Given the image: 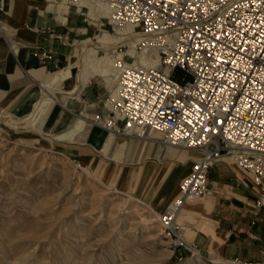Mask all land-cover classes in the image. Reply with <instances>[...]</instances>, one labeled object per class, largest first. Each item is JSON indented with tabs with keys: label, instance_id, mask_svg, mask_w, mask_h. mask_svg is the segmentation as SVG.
I'll return each instance as SVG.
<instances>
[{
	"label": "built area",
	"instance_id": "2783aa9c",
	"mask_svg": "<svg viewBox=\"0 0 264 264\" xmlns=\"http://www.w3.org/2000/svg\"><path fill=\"white\" fill-rule=\"evenodd\" d=\"M104 1L116 26L131 27L142 41L133 56L112 53L117 87L92 123L144 143L200 153L157 221L180 259L186 251L201 257L179 219L207 194L215 164L227 160L247 175L255 205L264 209V0ZM50 58V52L42 55Z\"/></svg>",
	"mask_w": 264,
	"mask_h": 264
},
{
	"label": "rangeland",
	"instance_id": "374dc122",
	"mask_svg": "<svg viewBox=\"0 0 264 264\" xmlns=\"http://www.w3.org/2000/svg\"><path fill=\"white\" fill-rule=\"evenodd\" d=\"M47 1L69 11L66 28L75 26L70 38L73 79L82 84L105 80L108 95L113 93L115 69L111 80L91 72L80 78V55L83 60L97 56L113 66L110 55L116 50L131 54L140 40L137 32H116L106 7L99 4L102 1L74 5L66 0ZM0 26L6 31L4 24ZM160 146L164 153L159 161L147 160L139 166L116 165L101 158L78 162L63 155L29 118L16 119L0 111V264H211L210 259L222 260L204 256L194 244L201 257L186 251L180 259L163 237L155 214L166 203L157 208L142 196L151 185L152 191L160 189L164 196L175 193L198 157L183 161L181 155L187 150ZM196 220L184 221L182 214L179 219L185 233Z\"/></svg>",
	"mask_w": 264,
	"mask_h": 264
},
{
	"label": "crops",
	"instance_id": "0c3cea01",
	"mask_svg": "<svg viewBox=\"0 0 264 264\" xmlns=\"http://www.w3.org/2000/svg\"><path fill=\"white\" fill-rule=\"evenodd\" d=\"M0 23L6 28L0 26L1 112L29 118L63 155L78 162L101 158L139 166L160 160L164 153L160 144L109 133L92 123L94 116L105 113L103 104L110 90L105 80L82 84L73 79L70 38L75 26L66 28L69 11L47 0H0ZM49 52L51 58L42 59ZM96 57L83 60L80 55V78L91 72L111 80L112 64ZM181 156L185 161L200 153L187 150ZM152 190L153 185L148 186L142 198L157 208L177 193L164 196L160 189ZM256 198L247 175L227 160L218 162L208 172L205 197L181 213L187 222L197 217L185 233L186 241L204 256L264 264V209L256 207Z\"/></svg>",
	"mask_w": 264,
	"mask_h": 264
},
{
	"label": "bare ground",
	"instance_id": "6f19581e",
	"mask_svg": "<svg viewBox=\"0 0 264 264\" xmlns=\"http://www.w3.org/2000/svg\"><path fill=\"white\" fill-rule=\"evenodd\" d=\"M104 2L103 4L102 3H99V4H101L102 6H104V8L106 7V12L105 13H107V15H109L110 16V20H111V24L113 23V25H115V27H116V32L118 31V30H120V29H127V30H129V31H131L133 34L135 33L133 30H132V28L131 27H117L116 26V24H115V21H114V19H113V8L110 6V5H108L104 0H89V1H82V2H74V3H72V2H67L66 4H86V3H94V2ZM98 3H97V5H99ZM135 36H137V37H140V35L139 34H135ZM142 40H141V37H140V40L138 41V42H136L137 44L136 45H133V47H132V49H133V51H132V53L131 54H129L128 52H127V54L128 55H131V56H133L134 55V48L135 47H137V45L141 42ZM133 44H135V43H133ZM119 54V57L121 58L122 57V54L121 53H118ZM110 60L113 62V66H114V69H115V72H116V67H115V62H116V59H115V57H114V55H110ZM116 75H117V72H116ZM116 78H117V76H116ZM190 151H196V150H190ZM198 152V151H197ZM155 216L156 217H158V214L156 213L155 214ZM156 221H157V219H156ZM163 234V233H162ZM184 238H185V234H184ZM186 240V239H185Z\"/></svg>",
	"mask_w": 264,
	"mask_h": 264
}]
</instances>
